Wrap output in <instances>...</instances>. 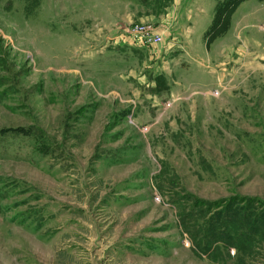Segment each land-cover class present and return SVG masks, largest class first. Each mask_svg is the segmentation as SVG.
Here are the masks:
<instances>
[{"label":"rangeland","instance_id":"1","mask_svg":"<svg viewBox=\"0 0 264 264\" xmlns=\"http://www.w3.org/2000/svg\"><path fill=\"white\" fill-rule=\"evenodd\" d=\"M185 1L0 0V264H264V1Z\"/></svg>","mask_w":264,"mask_h":264},{"label":"trees","instance_id":"2","mask_svg":"<svg viewBox=\"0 0 264 264\" xmlns=\"http://www.w3.org/2000/svg\"><path fill=\"white\" fill-rule=\"evenodd\" d=\"M246 1L248 0H222L217 3L212 23L204 36L207 43L214 42L228 32L233 13ZM156 84L160 90H165L166 85L162 77L156 79Z\"/></svg>","mask_w":264,"mask_h":264},{"label":"crops","instance_id":"3","mask_svg":"<svg viewBox=\"0 0 264 264\" xmlns=\"http://www.w3.org/2000/svg\"><path fill=\"white\" fill-rule=\"evenodd\" d=\"M193 4L202 2V5L204 3H206L207 1L210 0H192ZM214 3V6L216 7V4L219 0H211ZM242 5V4H241ZM188 4L186 3L185 0H175L174 2V8H173V13H174V17H175V23L173 26H169L168 27V33L171 36H175L177 34H179L182 31V28L184 26V24L186 23H190L192 26V17H190L189 15V10L187 11L188 8ZM198 11H200L201 13L203 12V8L198 7Z\"/></svg>","mask_w":264,"mask_h":264},{"label":"built area","instance_id":"4","mask_svg":"<svg viewBox=\"0 0 264 264\" xmlns=\"http://www.w3.org/2000/svg\"><path fill=\"white\" fill-rule=\"evenodd\" d=\"M126 35L141 46H154L163 42V36L155 26H135L127 30Z\"/></svg>","mask_w":264,"mask_h":264}]
</instances>
